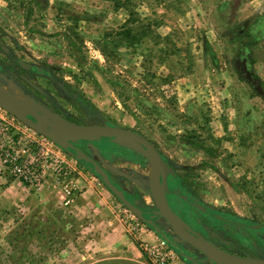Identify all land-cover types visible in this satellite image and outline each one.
I'll return each instance as SVG.
<instances>
[{
  "label": "rangeland",
  "instance_id": "rangeland-1",
  "mask_svg": "<svg viewBox=\"0 0 264 264\" xmlns=\"http://www.w3.org/2000/svg\"><path fill=\"white\" fill-rule=\"evenodd\" d=\"M127 19L144 34L139 46L101 41ZM241 42L249 43V71L264 89V0H0V84L13 102L26 113L28 104L44 107L55 120L38 118L51 128L62 120L143 136L173 169L172 190L210 213L177 196L172 209L223 251L264 260V101L235 69ZM112 142L131 154L106 159L93 145L79 149L184 253L192 250L154 214L144 152L129 141ZM76 177L82 186L64 206L53 183L5 191L14 180L0 170V264H74L93 233L92 202L79 205L85 191L107 195L121 221L130 214L140 224L137 236L127 233L131 238L167 245L88 169ZM215 215L260 228L228 225Z\"/></svg>",
  "mask_w": 264,
  "mask_h": 264
},
{
  "label": "water",
  "instance_id": "water-1",
  "mask_svg": "<svg viewBox=\"0 0 264 264\" xmlns=\"http://www.w3.org/2000/svg\"><path fill=\"white\" fill-rule=\"evenodd\" d=\"M19 64L24 69L30 68L29 65L24 63L19 62ZM234 65L238 75L243 81L246 83L250 82L252 72L248 74L242 70L237 59H235ZM30 85L34 89H37L32 83H30ZM0 109L12 116L29 130L51 141L71 158L82 163L86 169L98 177L105 188L130 213L137 217L147 227L151 228L154 234L162 241L178 252H181L180 246L169 237L170 234L168 235V233L162 230L152 219L145 217L144 210L130 202L125 197V193L114 184L109 174L96 161L79 149L82 145H92L93 143H100L104 140L114 141L118 139L135 143L143 150V154L149 159V188L155 205L154 214L155 216L161 217L167 223L169 230L175 237L198 251L203 255L204 259L211 264H264V260L240 257L223 251L194 231L172 210L168 202L169 194L177 196L179 199L204 214L210 213L209 209L201 205L198 201L193 200L186 194H181L178 190H172L170 185H168V179L174 176L173 169L170 164L164 160L158 149L143 136L114 126L70 125L62 120L59 127L50 128L40 124L37 120L38 117L46 113L51 114L44 107L37 105L33 110L24 113L1 94ZM215 217L223 222L232 223L231 220H225L220 216ZM238 225L245 226L244 224ZM250 228L257 230L260 228V225H252ZM180 256L183 258L182 253H180Z\"/></svg>",
  "mask_w": 264,
  "mask_h": 264
},
{
  "label": "built area",
  "instance_id": "built-area-1",
  "mask_svg": "<svg viewBox=\"0 0 264 264\" xmlns=\"http://www.w3.org/2000/svg\"><path fill=\"white\" fill-rule=\"evenodd\" d=\"M0 170L32 189L43 188L51 178L60 189L63 205L70 206L78 192L76 175H82L84 168L51 141L0 112ZM121 222L133 237L141 231L130 214ZM144 251L150 264L182 263L180 253L168 244L149 245Z\"/></svg>",
  "mask_w": 264,
  "mask_h": 264
},
{
  "label": "crops",
  "instance_id": "crops-1",
  "mask_svg": "<svg viewBox=\"0 0 264 264\" xmlns=\"http://www.w3.org/2000/svg\"><path fill=\"white\" fill-rule=\"evenodd\" d=\"M82 168L86 170L84 166ZM51 184V178H48L45 186ZM16 186L25 189L22 183L14 180L8 184V188L5 191ZM77 186H82L79 180L77 181ZM89 194L88 191L84 192L83 199L79 201V205H86L82 207L87 208V204L92 202L90 203L94 211L92 214V239L91 242L87 243L88 245L84 244L87 251L81 253L74 261V264H150L147 257L134 244L133 239L135 238H131L127 234L125 226L120 220L119 213L116 212L114 204L107 195H102V197L97 196L96 198L93 196L91 198L92 196L88 197L90 196ZM137 238L140 243L143 242L140 237ZM142 238H146L148 242H153L156 239L155 236L151 235H145ZM142 246L146 249L149 245L142 243ZM195 252L200 254L194 249L185 251V253L181 250L180 253L183 254L181 264H209L204 261L203 255L200 254L202 256L200 258L196 257Z\"/></svg>",
  "mask_w": 264,
  "mask_h": 264
},
{
  "label": "trees",
  "instance_id": "trees-1",
  "mask_svg": "<svg viewBox=\"0 0 264 264\" xmlns=\"http://www.w3.org/2000/svg\"><path fill=\"white\" fill-rule=\"evenodd\" d=\"M135 23H137L136 20L131 21L127 19L118 29H115L114 31H111V33H107L103 35V37L101 38V41L105 44H115L114 45L115 47L116 46L118 47L120 45H124L126 47L139 46L144 34L142 32L136 33V30H134L133 28L135 26ZM140 29L142 30L143 27H141ZM236 41H240V40L236 39ZM240 45H242L241 47H243V50L246 51L247 47L249 46V43L241 42ZM204 47L206 51L210 52V57H211L212 62H215L216 59L207 42H205ZM109 84L112 86L113 83H109ZM247 84L252 90V93L264 101V89H263L262 83L255 75L253 74L251 75V80ZM92 145L96 147L100 151L102 156L106 159H109L110 156L112 155L128 157V155L131 154L129 150L117 147L116 145H114L112 141L104 140L100 143H93ZM199 148L202 149L203 151H206V152L208 151L203 146L199 145ZM137 159H141L140 155L136 157V160ZM133 242L139 248L142 254H144V256L147 257L146 252L144 251L142 247V243H140L136 239H133Z\"/></svg>",
  "mask_w": 264,
  "mask_h": 264
},
{
  "label": "flooded vegetation",
  "instance_id": "flooded-vegetation-1",
  "mask_svg": "<svg viewBox=\"0 0 264 264\" xmlns=\"http://www.w3.org/2000/svg\"><path fill=\"white\" fill-rule=\"evenodd\" d=\"M259 27V26H258ZM242 46V45H241ZM245 51L243 50V47H241L240 48V52L237 54V57H236V59L238 60V63L240 64V67H241V69L242 70H244L246 73H250V71H249V66H248V58L246 57V55H245V53H244ZM252 75V74H251ZM83 146V145H82ZM81 147V146H80ZM79 147V148H80ZM168 185H169V181H168ZM188 196V195H187ZM174 197H176V196H174L173 194H169V196H168V202L173 206V203H174V201L172 200ZM188 197H190V196H188ZM178 198V197H177ZM179 199V198H178ZM193 200H196V199H193ZM196 201H198V200H196ZM199 202V201H198ZM200 203V202H199ZM169 204V205H170ZM187 204V203H186ZM201 204V203H200ZM190 208H193L192 206H190L189 204H187ZM171 207V206H170ZM172 208V207H171ZM175 210H173L186 224H188L189 226H191L190 224H189V222L187 221V219H186V217L183 215V214H181L180 213V211H179V209H177V207L175 206ZM193 209H195V208H193ZM145 212V211H144ZM146 214V212L144 213V215ZM215 216H217V215H215ZM221 218H223V219H225V220H231L232 221V223H226V222H224V223H226V224H228V225H234V226H237L238 224H244L245 226L243 227V226H241V227H243V228H250V225H247V224H245V223H241V222H236L235 220H233V219H231V218H226V217H221ZM236 223H238V224H236ZM238 226H240V225H238ZM191 228L193 229V227L191 226ZM251 229V228H250ZM194 231H196L198 234H200L202 237H204L205 238V236H203L201 233H199L197 230H195V229H193ZM258 230V229H257ZM206 239V238H205Z\"/></svg>",
  "mask_w": 264,
  "mask_h": 264
},
{
  "label": "bare ground",
  "instance_id": "bare-ground-1",
  "mask_svg": "<svg viewBox=\"0 0 264 264\" xmlns=\"http://www.w3.org/2000/svg\"><path fill=\"white\" fill-rule=\"evenodd\" d=\"M0 94L5 98V99H7L8 101H10L11 103H13L20 111H22V112H24V113H26L27 111H26V109L22 106V105H20L19 103H16V102H13L12 101V99H11V94L10 93H7V92H5V90H4V88L2 87V85L0 84ZM26 104V103H25ZM37 105H29L28 104V108L30 109V111L31 110H33L35 107H36ZM42 116H44V117H49V118H53L54 120H55V115H53V114H44V115H42ZM37 120H38V122L40 123V124H42V125H45V126H48L47 124H45V123H43L42 122V120H40L39 118H37ZM48 127H50V126H48ZM51 128V127H50ZM125 141H127V140H125ZM130 142V141H129ZM131 144L130 145H134L135 147L137 146L135 143H133V142H130ZM132 145V146H133ZM138 147V146H137ZM135 151H142L143 152V150L142 149H135V148H133Z\"/></svg>",
  "mask_w": 264,
  "mask_h": 264
}]
</instances>
